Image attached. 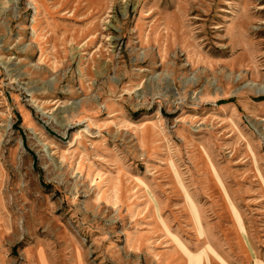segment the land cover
<instances>
[{"label":"rangeland","instance_id":"rangeland-1","mask_svg":"<svg viewBox=\"0 0 264 264\" xmlns=\"http://www.w3.org/2000/svg\"><path fill=\"white\" fill-rule=\"evenodd\" d=\"M264 264V0H0V264Z\"/></svg>","mask_w":264,"mask_h":264},{"label":"crops","instance_id":"crops-1","mask_svg":"<svg viewBox=\"0 0 264 264\" xmlns=\"http://www.w3.org/2000/svg\"><path fill=\"white\" fill-rule=\"evenodd\" d=\"M202 256L200 255H195L194 257L191 258L190 264H201L202 261ZM254 264H263L260 260H257L254 262Z\"/></svg>","mask_w":264,"mask_h":264}]
</instances>
